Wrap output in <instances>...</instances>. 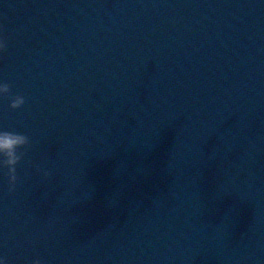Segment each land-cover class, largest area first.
<instances>
[{"label":"water","instance_id":"1","mask_svg":"<svg viewBox=\"0 0 264 264\" xmlns=\"http://www.w3.org/2000/svg\"><path fill=\"white\" fill-rule=\"evenodd\" d=\"M0 37L13 264H264V0H0Z\"/></svg>","mask_w":264,"mask_h":264},{"label":"clouds","instance_id":"2","mask_svg":"<svg viewBox=\"0 0 264 264\" xmlns=\"http://www.w3.org/2000/svg\"><path fill=\"white\" fill-rule=\"evenodd\" d=\"M6 47L5 40L0 37V50ZM10 93V85L7 82L0 80V97L7 96ZM25 103V97L23 95H16L11 100L12 108H19ZM31 143L30 137L25 134H10L6 132H0V153L9 157L4 161L5 164L11 166L9 172V190L14 191L17 182V169L15 165L21 160V154H18L17 150L21 147L29 146ZM47 175V173H45ZM0 264H7V261L0 256ZM33 264H41L39 260H35Z\"/></svg>","mask_w":264,"mask_h":264}]
</instances>
